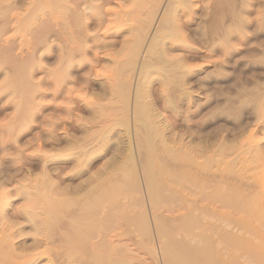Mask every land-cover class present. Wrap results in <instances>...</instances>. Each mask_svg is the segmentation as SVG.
Returning a JSON list of instances; mask_svg holds the SVG:
<instances>
[{
	"label": "rangeland",
	"instance_id": "rangeland-1",
	"mask_svg": "<svg viewBox=\"0 0 264 264\" xmlns=\"http://www.w3.org/2000/svg\"><path fill=\"white\" fill-rule=\"evenodd\" d=\"M172 1H175L173 3L174 6L171 4V0H0V183L2 182L0 184V190L3 188L0 194L3 193V191L6 194L5 195L3 193L4 195L1 194L0 196L2 198V200H0V211L2 210L1 213L3 214L6 213L5 216L8 218V220L12 218L11 220L15 221L17 218V222L15 221L16 224H14L11 220L8 221L11 223L10 225H14L13 227H9L8 230L12 229L14 231H18L17 229L20 227V224H22L21 227H23V230L26 231V235L24 234V231L23 233L18 232L16 234L17 236L15 240L26 238L27 242L30 243L31 246V242L35 236L33 231H31L32 228L30 225L32 224V221L26 219L23 214H21L22 212L20 213L18 210L21 211V208H23L21 206L25 205V191H27V189L31 190L32 187H37L39 185H37V182L40 181V177V184H43L42 181L44 178H46V174L47 178L50 179L52 177L50 180L47 179L48 182L56 183L48 184L56 186L58 185L57 190H59V187L60 189H66V187L71 186L74 187V185H79L80 183L87 181L91 175H97L95 174L99 173L97 170L102 169L103 171V169H105V163H110L114 155L117 154V147L121 145L119 144L121 143L119 141L122 140L123 142V139H127V136L125 137L126 133L124 132V128L121 125H116L115 128L117 129L112 128L117 132L112 130V134L111 132L109 134L107 132V135H105V132L108 131V124L110 123L109 125L111 128L113 126L112 123H114L113 118L116 116L118 118L120 115L118 112L120 109L119 104H116L118 106L115 105V100H117L119 97L118 95L115 97L116 95H114V92L112 94L111 88L113 85L111 84V86L109 84L116 79H124V81H126L125 84L128 81L126 86L127 88L129 87L128 91L130 93L131 100V102H129L131 107L129 115H131L134 104L133 99L137 89L136 85L139 77L140 64L144 60L145 56L149 55L147 54L148 45L154 36V33L157 32L158 29H160L159 35L161 39L155 48L158 47L164 49L165 56L170 60L168 61L169 66H171V62L173 63L174 60H177L179 63L182 62L184 64L183 67L188 69V73H185L184 75V73L181 72L183 67L178 66L179 71H177L179 73H174L177 76L174 77L175 75H173V79L176 80L173 81V86L172 83L170 85L172 86V90L170 92L173 93V101L169 103L166 101V95L169 93L168 91L170 87L167 90L166 87L168 86H166L167 84L164 81L166 76L163 74L164 72L161 69L162 66L167 67V63L164 65L166 60H161V62L157 61L158 63L155 62V64H157L155 65L156 69H152L150 72H148L150 75L148 74L149 76L146 80L149 81L145 80L143 82L144 87L142 91H148V93L150 92L149 94L151 96L148 95L149 97L147 98H150L152 102H154L152 103L154 105H151L154 108V112H157V120H160L155 123V125H157L154 128L156 130L157 126L159 127L162 125L161 127L163 129L164 135L167 138V144L169 143L168 145H164L162 138L160 137L161 135L156 134V158L158 159L156 167L158 171H163L161 174L163 177L167 178V182L169 180L171 181L169 183H173L174 185L176 184V186L181 190V193L178 192L177 194L180 195L173 197V199L175 198L174 201L173 199L169 200L166 199L169 188H164L162 193L164 196H161V200L163 202L160 200V205L156 206L157 204H153L151 200L147 199L149 195L148 192H146L147 190L145 186H143V169H140L138 166V170L140 169L139 171L137 170L139 175L137 179L139 178V183H136L137 186L140 184L138 187L140 189H135L134 187L136 185L130 186V188H133V191L132 188L130 190L129 188L124 187L128 190H121L123 191V195L120 191L117 194L119 196H115L116 199L120 197V201L123 203L120 202V205L118 199H111L113 202L111 205L114 204L112 206V210L110 209L111 202H104V205L108 206L106 209H104L108 210L109 208V212L112 213V217H109L108 221L106 220L107 223L104 222L105 224H108L106 226L103 224V227L105 228L101 226L102 224L96 226L95 234L92 233L93 235L91 234L90 236L91 239L88 238L89 240H85V247L88 248L85 249L83 254L80 253L82 256L79 255V259L77 256V263L82 264L84 261H86L84 260L87 257L86 253L95 248L98 239L100 240L105 237L107 242L110 244V247L113 245L111 247L112 250H115L114 254H112V250L110 252L112 254L110 255L112 256L113 262L117 260L118 263V260L122 259V262L120 261L122 264H166L167 261H165L166 256L163 250V239H169L168 237H170L169 240L172 242L174 240L175 243L180 242V244L182 243L183 247L189 242L185 245L186 248L187 245H191L189 240L194 242L196 238V236L193 238L194 235L192 233L190 237V232L188 234V230H186L187 221L185 220V216L187 215L190 206V202H188V200L190 201V198L187 199V196L190 194V192H187V190H190V183L192 184V182L189 181V173L193 176H195L193 173H196L198 178L203 176L199 179L206 177L207 179H205L209 183L208 185L215 183L213 180H219L220 176L218 177V174L214 175V173L216 174L218 170H212V165H209L211 166L209 167L210 170L208 169L209 171L205 169L207 170V172L205 171L207 174H202L204 172L202 169L204 166L202 167V164L204 160L208 158L205 157L207 153L209 154H207L209 157H212V155L214 156V153H218L216 150L220 144L219 142L223 141L220 139H224L226 135V137L229 139H233L234 137V140H237L235 139V136L237 135L238 140L240 139L244 141L242 143H245L241 145V141L237 140L240 142L238 143L241 145L240 146L235 145L237 141L234 144V140L230 141L227 139L231 143L230 144L228 141V143H226V140H224L225 144H228V147H231L233 144L237 148L238 146L241 148L243 146L242 151H247V154L250 151L249 154H251L253 147L255 148L257 146H249V150V147L246 145V143L249 142L247 140L249 137L247 136L245 140L239 137L242 135L246 137V135L250 133L249 131H252V129L255 128V130L258 131L256 134L259 135L258 139H263L261 140L263 143H260L261 141L256 138L260 144L255 143V145H258V147L262 144L264 145V0H244L246 3L243 0ZM171 5L174 7V9ZM152 10L154 14L150 20L149 17L150 13L151 15L153 13ZM164 16L172 18V20H170L171 22L169 23L171 28H174L172 29L171 34L169 31H164V26L160 25L166 22L164 19L167 18H164ZM177 24L178 26H176ZM232 24H235L236 26ZM139 25H142L143 29ZM139 28H141V31ZM162 32L165 33V36ZM138 34H142L141 37L143 38L145 37L141 46V51L139 53V58L137 61L138 63H136L134 67H129V69L127 68V71L125 69L124 74L123 69L118 70L116 64L120 65L126 60V58H128V53L130 52L128 51L129 47L137 39L136 36H138ZM127 43H130V46H128L129 44ZM125 44L128 46L127 48ZM148 57L150 58V56ZM118 58L122 60H118ZM176 62L174 63L176 64ZM255 96L257 98H255ZM248 98H250L249 101ZM242 99L245 101V104L243 103L244 101L241 102ZM240 102L244 105L243 108L242 106H239L238 110L237 106L241 105L239 104ZM257 102L259 105H257ZM245 108L248 109L246 110ZM101 109H108L112 113L105 110L103 112ZM98 110L102 111V116H100L101 111L99 113ZM242 110H244V112ZM106 112H108V114ZM116 113L119 115H115ZM239 113H242L243 115H240ZM107 115L109 116L110 120H108L109 118H107ZM257 115H260V118L257 117ZM104 116L107 120L106 123L104 122ZM92 118L94 119L92 120ZM90 120H92V122ZM240 120H243L242 122H246L247 120L245 127H249L248 134L245 127L244 131H246V133L242 131V126H244L245 122L242 125L241 122H239ZM130 121L131 135L133 137L132 142L133 146H136V130H134L135 127L133 126L135 124L132 123L133 121L131 118ZM238 122L240 124V126L238 125L239 128L242 127V130L240 129V133L243 132V134L241 135H238L239 128L236 126V123ZM105 127H107V129ZM256 127H260L259 129L261 130L259 131V129ZM101 129L105 130V136H102L103 133ZM93 133H97L94 134V138L92 137ZM234 133L237 134L234 136ZM100 134L102 137H105V140L104 138H101ZM215 135L219 136L215 137ZM87 136L89 137V141H86ZM211 138H216L218 141H213L214 146L216 144L218 145H216L217 147L212 146V148L214 147L213 149L208 146L212 142ZM72 140L76 141L74 142L75 144ZM201 140L203 142L206 140L209 142L206 144L207 142L203 143ZM246 140L248 142H245ZM70 141H72V143ZM117 141L119 143H117ZM160 142H162V144ZM199 142L202 143L204 147L207 145L209 148H206L205 150V148L201 147L202 144ZM197 143L201 145L199 148L197 147L199 145H197ZM189 144L191 146L197 145L196 147L198 148V151H200L199 149L202 148L205 150H202L205 154L201 153L202 151L197 153V150V152L191 150V148L196 149V147H188ZM81 146H86V150L84 151L85 148H80ZM164 146L173 149V156L177 153L179 157L176 155L175 157H172L168 154V152H164L167 150V148ZM240 147L235 152L238 153L240 149V154V152H242ZM262 147L264 148V146ZM262 147L260 146V148ZM182 148L183 152H181ZM79 149H83L84 152L88 153L91 149L93 157L91 160H88L89 158L87 159L88 164H85L87 163L85 161V163H81V165H79L80 161L77 160L79 159L77 158V155H80L77 152H81ZM211 149L214 151H210ZM224 149L226 150L225 147ZM218 151L221 153L223 152L221 150ZM187 152L193 153L191 154L194 156V158L196 157L195 162H199L200 160L204 159L201 162L202 164L200 162L199 165H197V163L191 164L190 162L193 160L189 162L190 159L186 161L188 159V154L186 155ZM220 152L218 153V156H221ZM245 152L242 153L243 155L245 154L244 156L247 155ZM91 153L90 156L92 155ZM180 153H185L184 155H186L187 158H184V155L182 154L180 156ZM231 153L230 151H225V155L227 157L224 155V158L229 160L237 154L232 153L234 156L231 155V157L229 156ZM249 154L248 156H251ZM260 154H264V151ZM86 155L83 156L85 157ZM261 156H259V158ZM79 157L81 158V155ZM261 158L260 161H264V155ZM76 160L79 161V163H77ZM244 160L245 159H243V161ZM250 160L252 159H247L245 163L247 162V164H249L254 161V159L251 162ZM263 163L261 164L263 166H261V173L264 174ZM212 164L215 166L213 168H217L218 163L214 161ZM219 164H222L221 166H223V164L226 165V163H223V161L222 163L219 162ZM82 165H87V170L85 169V172L83 173L81 172L84 170L83 168L86 167H82ZM101 165L102 167H100ZM234 165H237V167H241V165L245 166L242 160L239 161V163L236 161ZM219 166L220 165H218V167ZM244 166L242 167V171L245 172L246 170L252 169L254 167L253 165H250L252 166H249L250 168ZM115 167L113 169H118ZM79 170H81V172ZM211 170L214 172L212 173ZM43 171H46L44 177H42ZM111 171L112 170L109 172V170H107V172L110 174H108L109 177L111 175L114 176ZM120 171L121 170H118L116 171L117 173H115V176L117 174L115 177L116 180L117 177L122 174ZM251 171H253V169ZM171 174L173 176H171ZM199 174L201 176H198ZM238 175L239 174L236 176V174H234L233 177L235 178H231L232 175L231 177L227 176V179L224 178L227 181L233 179L228 183L225 180V183H227L226 185L229 186L230 184H233L235 179V183L237 182L243 185L241 187V185L237 184V186L242 188L241 190L243 192H249L251 187L249 185H245L246 178L244 176L240 177L241 175ZM215 176L218 179L215 180ZM120 177L118 178V181H120ZM107 179L105 178L101 182L105 184V180ZM115 179L111 181H116ZM237 179L239 182L236 181ZM33 184H36L37 186ZM247 186H249V188ZM41 187H43V185ZM45 187L46 186H44L43 189H45ZM53 187L49 186L50 189H53ZM210 187L208 188L207 186L206 189L208 188L209 190L211 189ZM46 188H48V186ZM226 188L228 187L226 186ZM243 188L245 189L243 190ZM50 189L48 190L51 191ZM66 190L57 191V193L63 192L62 194L66 193L68 195V193L65 192ZM168 192H170V190ZM2 195L5 196V198ZM146 195H148V197ZM114 200L115 202H118L115 203ZM1 201H4V204H1ZM200 201L198 199L197 204ZM73 209H69V211L64 213L67 216L64 215V218L62 217V220L60 219V222L54 228V239L50 242L51 244L49 243L50 245L54 243L50 247L52 248L51 251H49L50 248L48 251H45L47 248L46 243H44L45 246L43 244L41 246L39 245L38 247L34 246V248H37L38 250L34 249L33 247L27 249L28 252L26 251V255L28 253L29 254L25 256L24 251V257H18V259H22L19 261L28 259L27 257H29V255L30 263L27 262V264H49L50 259H63L62 251L64 248L62 246L67 248V246H70L72 243L70 238H67V233L69 230H71L69 228V220L67 219H69L71 214L74 213L75 210ZM105 210H103V212ZM114 210L115 212H113ZM206 211H211L213 215L215 213L209 209ZM16 212L18 214L20 213L21 216H17ZM103 212L100 213L99 216L101 214L103 216ZM142 215L144 217H142ZM207 215L208 214H204L203 217H206L207 221H210L211 219V223L213 221L212 219L216 218L212 214L208 215L209 217H207ZM102 216H100V218ZM138 216H140L139 218L145 219L147 222L146 227L150 228L143 230L140 228V226L138 227L140 223L137 220L139 219L135 218ZM6 217L4 221L7 220ZM206 218H204L205 223ZM135 219L137 223H133L135 222ZM216 220L218 221L219 219L216 218L215 221ZM210 222L207 223L210 225ZM132 224L137 225L138 229L136 226H132ZM16 225L18 227H16ZM159 225H161L160 227L162 230L165 229L166 232L164 231V234L167 233L165 236H162L164 235L162 234V231L159 232L158 228H156V226L159 227ZM209 225L207 226L209 227ZM223 226H225V224ZM227 226L225 227H229V229L232 228L231 225L228 227ZM135 227L139 231V234L138 231L134 229ZM210 227L213 226L210 225ZM210 227L209 232H212ZM220 227L221 225L218 228ZM226 230L228 229L224 228V231ZM214 236H216V233ZM65 239L69 241L68 244ZM89 247H91V249ZM43 248L45 249L43 250ZM53 253H55V255ZM32 257H35V259ZM31 258L33 259L32 261ZM60 260L54 261H57V263H62ZM247 260L248 259H245V257H242L240 258V261L237 260V263L236 261L233 263L262 264V262H264L262 259L256 258H254V260L257 262L254 260L249 262ZM15 262H12V264H15Z\"/></svg>",
	"mask_w": 264,
	"mask_h": 264
},
{
	"label": "bare ground",
	"instance_id": "bare-ground-1",
	"mask_svg": "<svg viewBox=\"0 0 264 264\" xmlns=\"http://www.w3.org/2000/svg\"><path fill=\"white\" fill-rule=\"evenodd\" d=\"M139 1V0H138ZM141 1V0H140ZM169 1V0H168ZM178 1V0H177ZM244 1V0H243ZM250 1V0H249ZM143 2V1H142ZM175 1H172L171 0V4H173ZM245 3H246V1H244ZM170 3V2H169ZM155 4V3H154ZM156 5V4H155ZM168 5V4H167ZM243 5H245V4H243ZM172 6V5H171ZM173 6H174V4H173ZM172 6V7H173ZM246 6V5H245ZM154 7V6H153ZM168 7H169V5H168ZM153 9V8H152ZM156 9V8H155ZM173 9H174V7H173ZM244 9V8H243ZM170 10V9H169ZM173 11V10H172ZM172 11H170V12H172ZM232 11V10H231ZM152 12H153V10H152ZM153 14H154V12L152 13V15H151V13H150V20H151V18L153 17ZM156 14V13H155ZM167 14H168V12H167ZM172 14V13H171ZM245 14V13H244ZM174 15V14H173ZM167 16V15H166ZM172 17V16H171ZM149 18H148V20H149ZM164 18H167V19H164V21H166L164 24H160V25H163L164 26V31L166 30L167 32L169 31V33L171 34V32H172V29H174V28H171V25L169 24L171 21L170 20H172V18H170V17H165L164 16ZM224 18V17H223ZM175 19V18H174ZM161 20H162V18H161ZM243 21V20H242ZM264 21V20H263ZM163 22V21H162ZM175 22V21H174ZM177 23V22H176ZM143 24V23H142ZM236 24V23H235ZM235 24H232V25H235ZM173 25V24H172ZM141 28H142V25H139ZM159 26V25H158ZM176 26H178V24L176 25ZM180 26V25H179ZM236 26V25H235ZM145 27V26H144ZM146 27H147V25H146ZM226 27V26H225ZM141 28H139V30L141 31ZM157 28V27H156ZM162 28V27H161ZM228 28V27H227ZM234 28V27H233ZM143 29V28H142ZM148 29V28H147ZM170 29H171V31H170ZM240 29V28H239ZM149 30V29H148ZM156 30V29H155ZM154 30V31H155ZM159 30L160 29H158L157 30V32H155L154 33V36L152 37V39H151V41H150V43H149V45H148V49H147V54H149L148 56H150V58L148 57V56H145V58H144V60L141 62V64H140V69H139V77H138V81H137V89H136V94H135V97H134V104H133V107H132V114L131 115H129V112L131 111V107H130V104H129V102H131V100H130V93H129V87L127 88V86H126V84L128 83V81H127V83L125 84V82L126 81H124V79H116L115 81L113 80V82H111L109 85H111L112 86V88H111V91H112V94H113V92L115 93L114 95H116L115 97H117V95H118V99L117 100H115V105L118 103L119 104V107H120V111L118 110V112L120 113V115L119 114H115V115H119V117L117 118V116L115 117V118H113V122L114 123H112V125L114 126H112L111 128H110V123L108 124V129H107V127H105L108 131H106L105 132V130L103 129H101L102 130V133H103V135L102 136H105V135H107V132H108V134L111 132V134H112V130L115 128V126L117 125H121V126H123V128H124V132L126 133V135H125V137L127 136V139H123V142H122V140L121 141H119V142H121V143H119L118 141H117V143H119V144H121L120 146H118V144H117V151H116V153L117 154H115L114 155V157L112 158V161H110V163L108 162H106L105 164V169H103V171H102V169H100V170H97V171H99V173H95V174H97V175H91L90 177H89V179L87 180V181H85V182H82V183H80L79 185H74V187L73 186H71V187H66V189H60V187H59V190H57L58 188V185L56 186V185H49L50 183H53V182H48V180H50L49 178H47V174L45 175V177L46 178H42L43 179V181H42V183L43 184H40V182H41V177L39 178V182H37V185L36 184H33V185H35V186H37V187H32V189L31 188H29V189H31V190H28L27 189V191H25L26 192V197H25V205L24 206H21V207H23V208H21V211L20 210H18L21 214H23V216L26 218V219H28L29 221H32V224L30 225L31 226V228H32V230L31 231H33V233H34V235L36 236H34L33 235V233H32V235L34 236L33 237V240H32V242H31V246H30V243H28L27 242V239L26 238H24V239H20V240H15V238H16V234L19 232H21V233H23V227H21V225L22 224H20V227L17 229L18 231H14V230H8V228L9 227H13L12 225H10L11 223H9L8 221H10L12 218H10L9 220H8V218L5 216V214H3V213H1L2 212V210L0 211V213L2 214H0L1 216H0V264H8V262H9V264L11 263L12 264V262H15V264H27V262H29L30 263V255H29V257H27L28 259H24L23 261H19L21 258H19L18 259V257H24V251H25V256H27L26 255V251H27V249H29V248H31V247H33L34 248V246H41L42 244L44 245V243H46L47 244V248L45 249V248H43V250L45 249V251L47 250L48 251V249L54 244H52V245H50L51 243V241L54 239V228L56 227V225L60 222L59 220L64 216V215H66V214H64V213H66L67 211H69V209H73V208H75V209H73V210H75L74 211V213L73 214H71V216H70V218L69 219H67V220H69L68 222H69V225H70V229L71 230H69L68 231V233H69V235H68V233H67V231H66V233H67V238L69 239L70 238V241H72V243H71V245L70 246H67V248L66 247H64V246H62L63 248H64V250L62 251V257H63V259H54V260H60V261H62V263H57V261L55 262L54 260H52V259H50L49 261V264H80V263H77V256H78V259H79V257L80 256H82V255H80V253L81 254H83L84 252H85V249L86 248H88V247H85V240H89V239H91V234L93 233V234H95V231H96V226H99L100 224H102L101 226L103 227V224H104V226H106V225H108V224H105L104 222H106L107 223V221L109 220V217H112V213L111 212H109L110 210H109V208H108V210H105L108 206L106 205H104V202H111L110 203V206H111V210H112V206L114 205H111L113 202H112V200L111 199H113V198H115V196L121 191V190H125L126 191V189L127 188H129L130 190H131V188H130V186H132V185H136L137 186V183H139V178L137 179V177L139 176L138 175V171L140 170V169H143V171H142V173L144 174L143 176V182H144V185L143 186H145V188H146V192H148V195H149V197H148V195H146L148 198L147 199H149V200H151L152 201V203L153 204H157L156 206H158V205H160L159 203L162 201L161 199V196L163 195L162 193H163V189L164 188H169V190H170V192H168L167 191V193H168V198L166 197V199H173V197H176L177 195H180V194H177L178 192H180L181 190L176 186V184L174 185L173 183V185L171 184V183H169V182H171V181H169L168 180V182H167V178H165V177H163V175L161 174L162 172H160V171H158V169H157V162H158V159L156 158V156H157V147H156V143L157 142H155V140H156V138H155V136H156V134L157 135H161L160 137L162 138V142L164 143V145H168L167 144V138L165 137V135H164V132H163V129H162V125H160L159 127L157 126V129L155 130V126L157 125H155V123H157V121L159 120H157V112L155 113L154 112V108H153V106L152 105H154V104H152V103H154V102H152V100L150 99V98H147V97H149L148 95H150L149 93H148V91L147 92H143L142 90H143V87H144V85H143V82L146 80V79H148V76L150 75L148 72H150L152 69L154 70V69H156V66L155 65H157V64H155V62L156 63H158L157 61H160L161 62V60H166L163 64L164 65H166V63H167V67L166 66H162V71L164 72L163 74H165V76H166V79H164V81H165V83L167 84L166 86H168V87H166L167 88V90H168V88L170 87V89H169V93L166 95V101L167 102H169V103H171L172 101H173V93L172 92H170L171 90H172V86H173V81H175L174 79H173V75H175V74H177V72L179 71V67L178 66H180V67H183L184 66V64L182 63V62H180L181 64H183V65H181L177 60V62H178V64H177V62L174 60L173 61V63L174 62H176V64L174 63H170V65L171 66H169L168 65V61H170L169 59H167V57L165 56V52H164V49H162V48H155L156 47V45L159 43V41H160V39H161V37H160V35H159ZM232 31V30H231ZM230 31V32H231ZM138 32V31H137ZM167 32H166V34H167ZM143 33V32H142ZM163 33V32H162ZM162 33H161V35H162ZM164 34V36H165V33H163ZM168 35V34H167ZM229 35V34H228ZM136 36V35H135ZM140 36V37H139ZM142 36V34L141 35H139L138 34V36H136V40L131 44V46H130V43H127V44H129L128 46H130L129 47V50L128 51H130L128 54H129V56H128V58H126V60L124 61V62H122L120 65H118V64H116V66L118 67V70H122L123 69V72H124V70L126 69V71H127V68L129 69V67H134V65L136 64V63H138L137 61H138V58H139V53H140V51H141V46H142V44H143V42H144V38L143 37H141ZM163 36V37H164ZM226 37V36H225ZM227 40V39H226ZM125 46H126V44H125ZM128 46H126V48L128 47ZM161 46V45H160ZM124 50V49H123ZM127 50V49H126ZM167 52V51H166ZM264 53V52H263ZM67 57V56H66ZM69 57V56H68ZM147 57V58H146ZM179 58V57H178ZM182 58V57H181ZM180 59V58H179ZM65 60V59H64ZM118 60H122V59H119L118 58ZM183 60H184V58H183ZM229 60V59H228ZM179 61H181V60H179ZM115 62V61H114ZM187 64V63H186ZM161 65V64H160ZM158 66H159V64H158ZM188 67V66H187ZM184 68V67H183ZM181 69V72H183L184 73V75H185V73L187 74L188 73V69L187 68H184V69ZM131 69V68H130ZM178 70V71H177ZM190 70V69H189ZM131 71V70H130ZM187 71V72H186ZM121 72V71H120ZM136 72V71H135ZM138 72V71H137ZM180 72V73H181ZM127 73V72H126ZM175 73V74H174ZM179 73V72H178ZM124 74H125V72H124ZM149 74V75H148ZM119 75V74H118ZM179 75V74H178ZM111 76H114V75H111ZM126 76V75H125ZM177 75H175L174 77H176ZM111 78V77H110ZM109 78V79H110ZM115 78V77H114ZM113 78V79H114ZM179 78V77H178ZM132 79V78H131ZM146 81H149V80H146ZM246 82V81H245ZM260 82V81H259ZM259 82H257V83H259ZM262 82H263V80H262ZM103 83V82H102ZM107 83V82H106ZM171 83H172V86H170L171 85ZM179 83V82H178ZM136 84V83H135ZM184 84V83H183ZM188 84V83H187ZM245 85V84H244ZM250 85V84H249ZM107 86V85H106ZM110 86V87H111ZM129 86H130V81H129ZM110 87H109V89H110ZM242 87V86H241ZM182 88V87H181ZM264 88V87H263ZM174 89V88H173ZM187 89V88H186ZM242 89V88H241ZM245 89V88H244ZM257 89V88H256ZM179 90V89H178ZM189 90H190V88H189ZM189 90H187V91H189ZM101 92V91H100ZM109 92V91H108ZM260 92V91H259ZM261 92H263V91H261ZM254 93V92H253ZM257 93V92H256ZM255 93V94H256ZM99 94V93H98ZM235 94V93H234ZM250 94V93H249ZM249 94H247V95H249ZM110 95H111V92H110ZM153 95V94H152ZM179 95V94H178ZM182 95V94H181ZM190 95V94H189ZM151 96V95H150ZM236 96V95H235ZM241 96V95H240ZM246 96V95H245ZM257 96V95H256ZM255 96V98H257ZM179 97V96H178ZM251 97V96H250ZM107 98H108V96H107ZM147 98V99H146ZM227 98V97H226ZM241 98V97H240ZM239 98V99H240ZM116 99V98H115ZM249 99L250 98H248V101H249ZM259 99V98H258ZM112 100H114V99H112ZM151 100V101H150ZM255 100V99H254ZM232 101H234V100H232ZM241 101V100H240ZM244 100L242 99V101L241 102H243ZM260 101V100H259ZM258 101V102H259ZM110 102H114V101H110ZM132 102V103H133ZM156 102V101H155ZM235 102V101H234ZM241 102L239 103V104H241ZM256 102V101H255ZM257 102V103H258ZM178 103V102H177ZM227 103V102H226ZM232 103V102H231ZM244 104H245V101L243 102ZM257 103H255V104H257ZM152 104V105H151ZM180 104V103H179ZM225 104V103H224ZM244 104H241V105H238L237 106V108L239 107V106H242V108H243V105ZM112 105V104H111ZM173 105V104H172ZM257 105H259V103L257 104ZM23 106V105H22ZM113 106V105H112ZM116 106H118V105H116ZM245 106H248V105H245ZM244 106V107H245ZM261 106H262V104H261ZM235 107V106H234ZM256 107V106H255ZM102 108V107H101ZM219 108V107H218ZM232 108V107H231ZM241 108V109H242ZM259 108V107H258ZM261 108H263V107H261ZM99 109V108H98ZM233 109V108H232ZM246 110L248 109V108H245ZM244 109V110H245ZM101 110H103V112H104V110L105 109H101ZM101 110H98L99 111V113H100V111ZM238 110H239V108H238ZM244 110H242L243 112H244ZM256 110V109H255ZM259 110V109H258ZM263 110V109H262ZM105 111H110V110H105ZM156 111H157V109H156ZM224 111V110H223ZM242 111H240V112H242ZM111 112V111H110ZM234 112V111H233ZM239 112V111H238ZM242 112V113H243ZM246 112V111H245ZM251 112H253V111H251ZM262 112V111H261ZM107 114H108V112H106ZM112 113V112H111ZM214 113V112H213ZM232 113V112H231ZM242 113H239L240 115H243ZM255 113H256V111H255ZM110 114V113H109ZM159 114V113H158ZM251 114V113H250ZM257 114V113H256ZM259 114V113H258ZM103 114H102V111H101V115L100 116H102ZM106 115V114H105ZM110 115H112V114H110ZM212 115V114H211ZM210 115V116H211ZM237 115V114H236ZM239 115V116H240ZM260 115H261V113H260ZM260 115H257V117H259L260 118ZM108 116V115H107ZM220 116H222V115H220ZM232 116V115H231ZM91 117H93V116H91ZM105 117V116H104ZM102 118V117H101ZM107 118H109V116L107 117ZM130 118L132 119V123L133 124H135V125H133L134 127H135V129L134 130H136L135 132H136V139H135V141H136V146H133V142H132V135H131V121H130ZM238 118V117H237ZM251 118V117H250ZM94 118H92V120H93ZM105 119V123H106V117L104 118ZM115 119V120H114ZM241 119V118H240ZM92 120H90L91 122H92ZM108 120H110V118L108 119ZM217 120V119H216ZM238 120V119H237ZM160 121V120H159ZM243 121V120H242ZM241 120L239 121V122H241V124L243 125V123L245 122H242ZM249 121V120H248ZM254 121V120H253ZM239 122L238 123H236V126H240V124H239ZM255 122V121H254ZM161 123V122H160ZM163 123V122H162ZM246 123H247V120H246V122H245V124H244V126H242L243 127V130L241 129V128H239V126L237 127V128H239L238 130H239V133H238V135L240 134H243V132L244 133H246V131H244L245 129H244V127H245V125H246ZM250 123V122H249ZM256 123V122H255ZM159 124V123H158ZM251 124V123H250ZM105 125V124H104ZM105 126H107V125H105ZM252 126V125H251ZM250 126V127H251ZM133 127V128H134ZM255 127V126H254ZM262 127V126H261ZM110 128V129H109ZM113 128V129H112ZM119 128V127H118ZM122 128V127H121ZM122 128V129H123ZM165 128V127H164ZM224 128V127H223ZM236 128V127H235ZM236 128V129H237ZM246 128V127H245ZM248 128L249 127H247L246 128V130H247V134H248ZM256 128H258V127H256ZM260 128V127H259ZM258 128V129H259ZM115 129H117V128H115ZM120 129V128H119ZM119 129H118V132H119ZM216 129V128H215ZM240 129L243 131L242 133H240ZM257 129V130H258ZM264 129V128H263ZM263 129H262V131H263ZM87 130V129H86ZM89 130V129H88ZM121 130V129H120ZM133 130V129H132ZM217 130V129H216ZM261 129H259V131H260ZM90 131V130H89ZM113 131H115V130H113ZM235 131V130H234ZM261 131V132H262ZM98 132V131H97ZM106 134H105V133ZM115 132H117V131H115ZM121 132V131H120ZM123 132V131H122ZM210 132V131H209ZM232 132V131H231ZM238 132V131H237ZM250 133L248 134V135H246V137L245 136H241V137H239V138H243L244 140L247 138V136L249 137L247 140L250 142H248L247 140L245 141V142H248V143H246V145L249 147H252V146H257V147H253V151L251 152V154H249L250 153V151L248 152V154L249 155H251V156H248V154H247V151L245 152V150L244 151H242L243 149V146H242V148L240 147L241 145H243V144H245V143H242V142H244V141H242V140H238V137H237V133L235 134L234 133V136H235V139H237L238 141H241V145L240 144H238V143H240V142H238L237 140H234V137H233V139H229L228 137H226L225 136V138L224 139H220V140H223L222 142H219L218 144H219V146L221 147H219L217 144V146H218V148H217V152L219 153L220 151H218V150H221V151H223L220 155L221 156H218V153H214V156L212 155V157H209V156H207V154H206V156L205 157H208L207 159H202V160H200L199 162L201 163L203 160H204V162H203V164H202V169H203V173L202 174H205L206 172H207V170L209 169V167H211V166H209V165H212V170H214L215 171V169H216V174L214 173V175H217L218 177L220 176V178H219V180H217V181H214L213 180V182H215V183H213L212 185H208L209 183L207 182V178L206 177H204L203 179H199V178H202L203 176H201L200 174L198 175V176H201V177H197L196 175V173H193L195 176H193L192 174L190 175V173H189V177H190V179H189V181L190 182H192V184L190 183V190L188 191L187 190V192H190V194L187 196V199L188 198H190V201L188 200V202H190L189 204H190V206H189V211H188V213H187V215L186 214H184V215H186L185 217H186V221H187V229L186 230H188V234H189V232H190V237H191V233L194 235V237H193V235H192V237L193 238H195V236H196V238H195V240H194V242H198V243H194V242H192L191 240H189L190 241V243H191V245L189 244V246H188V248H187V246H186V248H185V245L186 244H188V243H186L185 245H184V247L182 246V243L180 244V242H178V243H175L174 242V240H173V242L171 241V240H169L170 239V237H168L169 239H167V238H165V237H163V238H165V239H163V250H164V253H165V256H166V260L165 261H167V263L166 264H234L233 262H235L236 261V263L238 262L237 260H239L240 261V258H244L245 257V259H248L247 261H249V262H251V260H254V258H256V259H262L263 261H264V174L263 173H261V171H262V163L264 162V161H260V158L261 157H263V155L264 154H260L261 152H263L264 150V148L262 147V146H264L263 144L262 145H260L262 148H260V146L258 147V145H255V143H257V144H260V143H263L261 140H263L262 138L260 139H258V136L259 135H256L257 134V132L258 131H256L255 130V128H253L252 129V131L250 130L249 131ZM83 133V132H82ZM114 133V132H113ZM86 134V133H85ZM90 134V133H89ZM94 134H97V133H93V135H92V137L94 136ZM105 134V135H104ZM110 134V135H111ZM115 134V133H114ZM118 134V133H117ZM223 134V133H222ZM191 135V134H190ZM225 135V134H224ZM232 135H233V133H232ZM263 135V134H262ZM90 136V135H89ZM100 136H101V134H100ZM101 136V138L103 139L104 138V140H105V137H102ZM124 136V135H123ZM170 136V135H169ZM217 135H215V137H216ZM219 136V135H218ZM217 136V137H218ZM255 136H257V137H255ZM91 137V136H90ZM91 137V138H92ZM183 137V136H182ZM187 137V136H186ZM191 137V136H190ZM222 137V136H221ZM220 137V138H221ZM237 137V138H236ZM14 138V137H13ZM89 137L87 136V139H86V141L88 140L89 141V139H88ZM94 138V137H93ZM106 138H107V136H106ZM160 138V139H161ZM230 138H231V136H230ZM256 138L259 140V141H261L260 143H259V141L258 140H256ZM85 139V138H84ZM101 139V140H102ZM219 139V138H218ZM227 139H229L230 141L231 140H234L233 142H234V144H235V142H236V144L235 145H240V146H238V148L240 147L241 148V151L242 152H240V154H239V151H240V149H239V151H238V153L237 152H235L238 148L234 145H231V147H228V144H225V142L226 143H228L229 142V140H227ZM77 140V139H76ZM171 140V139H170ZM205 140V139H204ZM208 140V139H207ZM207 140L206 141H202L203 143H206L207 142ZM210 140V139H209ZM211 140H212V142H211ZM211 140H210V142H211V144L210 145H208V146H210L211 148H212V146H214L213 145V141L215 140V142L217 141V139L216 138H211ZM224 140H226L225 142H224ZM68 141V140H67ZM73 141V140H72ZM72 141H70L71 143H72ZM78 141V140H77ZM81 141V140H80ZM85 141V142H86ZM90 141H92V140H90ZM228 141V142H227ZM74 142H76V141H73V143ZM162 142H160L161 144H162ZM176 142H177V140H176ZM209 142V141H208ZM208 142L206 143V144H208ZM215 142H214V144H215ZM218 142V141H217ZM70 143V144H71ZM87 143V142H86ZM85 143V144H86ZM178 143V142H177ZM180 143V142H179ZM190 143H191V141H190ZM195 143V142H194ZM200 143V142H199ZM199 143H197V145L199 144ZM223 143V144H222ZM230 143V142H229ZM75 144V143H74ZM78 144V143H77ZM82 144V143H81ZM184 144V143H183ZM192 144V143H191ZM200 144H202V143H200ZM196 145L198 148L201 146V145ZM205 144V145H206ZM231 144V143H230ZM249 144V145H248ZM254 144V145H253ZM72 145V144H71ZM90 145V144H89ZM188 145V144H187ZM215 145V146H216ZM69 146V145H68ZM80 146V145H79ZM78 146V147H79ZM193 146V145H192ZM190 144H189V146L188 147H192ZM196 146H193V147H196ZM207 145L204 147V145L202 144V148H205V150H206V148L208 149L209 147H208ZM214 146V147H215ZM216 146V147H217ZM245 146V145H244ZM246 146V147H247ZM88 147V146H87ZM96 147V146H95ZM165 147V146H164ZM169 147V146H168ZM172 147V146H171ZM196 147V149L194 148V149H192L191 148V150H193V151H198V148ZM213 147V148H214ZM224 147L226 148V150L224 149ZM234 147H236V148H234ZM250 147H249V150H250ZM18 148V147H17ZM80 148H85L84 149V151L86 150V146H81ZM90 148V147H89ZM88 148V149H89ZM163 148V147H162ZM165 148H167V147H165ZM164 148V149H165ZM180 148H181V146H180ZM184 148V147H183ZM183 148H182V151L181 152H183ZM202 148H200L199 150L200 151H196L197 153H200L203 149ZM212 148V149H213ZM220 148V149H219ZM245 148V147H244ZM83 149L82 150H80L81 152H77V153H79L80 155H81V158L79 157L80 155H77L78 157L77 158H79V159H77V160H79L80 161V164L79 165H81V163L83 164V163H85V161L87 162V163H85V164H88V160H91V158L93 157V154L91 153V149H90V151H89V153L88 152H84L83 151ZM187 149V148H186ZM210 150V151H214V150ZM248 149V148H247ZM246 149V150H247ZM255 149V150H254ZM77 150V149H76ZM205 150H203V151H205ZM232 150H234V151H232ZM43 151V150H42ZM41 151V152H42ZM96 151V150H95ZM115 151V150H114ZM185 151V150H184ZM192 151V152H193ZM203 151L201 152V153H203ZM225 151H230V153L232 152H235V153H237L235 156L234 155H232V153L231 154H229V156H234L233 158H231V159H225L224 158V155H225ZM255 151V152H254ZM75 152V151H74ZM164 152H168V154L169 155H171L172 157H175V155L176 156H178L177 155V153L173 156V149H171V148H167V150L166 151H164ZM177 152V151H176ZM180 152V151H179ZM178 152V153H179ZM186 152V151H185ZM188 152H189V150H188ZM186 153V155L188 154V159L186 160V161H188L189 159V162L190 161H192V162H195L196 161V157L194 158V156L191 154V153ZM246 153L247 155L246 156H244L242 153ZM253 152H254V154H253ZM89 155H88V154ZM90 153L92 154L91 156H90ZM112 153V152H111ZM197 153H195V154H197ZM227 153V152H226ZM235 153H233V154H235ZM75 154V153H74ZM87 154V155H86ZM114 154V153H113ZM164 154V153H163ZM181 154L182 153H180V156H181ZM185 153H183L182 155H184ZM189 154H191V155H189ZM203 154H205V153H203ZM50 155V154H49ZM56 155V154H55ZM59 155H61V154H59ZM73 155V154H72ZM83 155H86L85 157L83 156ZM169 155H168V157H169ZM186 155H184V158H187L186 157ZM209 155V154H208ZM253 155V156H252ZM256 155V156H255ZM262 155V156H261ZM48 156V155H47ZM66 156V155H65ZM68 156V155H67ZM83 156V157H82ZM111 156V155H110ZM164 156V155H163ZM165 156H167V155H165ZM191 158H190V157ZM197 156V155H196ZM199 156V155H198ZM226 156V155H225ZM231 156V157H232ZM259 156H261L260 158H259ZM73 157H74V155H73ZM112 157V156H111ZM171 157V158H172ZM179 157V156H178ZM177 157V158H178ZM227 157V156H226ZM243 157V158H242ZM255 157H257V158H255ZM45 158V157H44ZM89 158V159H88ZM200 158V157H199ZM204 158V157H203ZM223 158H224V160H223ZM242 158V159H241ZM249 158H251L252 160L254 159V161H252V160H250V162L252 161L253 162V164H252V162L251 163H249L250 165H253L254 167L252 168L253 169V171H251L252 169H249V170H246V172L245 171H242V167L244 166H242L241 165V167L240 166H238L237 167V165H234L235 164V162L236 161H238V163H239V161H241L242 160V162H244V164H245V166L246 167H249L250 165L249 164H247V162L245 163V161H247V159L249 160ZM47 159V158H46ZM88 159V160H87ZM109 159V158H108ZM107 159V160H108ZM197 159H198V157H197ZM243 159H245L244 161H243ZM262 159V158H261ZM264 159V158H263ZM76 160V162L77 163H79V161H77ZM256 160V161H255ZM14 161V160H13ZM185 161V160H184ZM214 161L216 162V163H218V165H220L219 167H218V165L217 164H215V165H217V168H213V167H215V166H213V164L212 163H214ZM222 161H223V163H226V165L225 164H223V166H221L222 164H219V162L220 163H222ZM261 163H259V162ZM39 162V161H38ZM192 162H190L191 164H196L197 163V165H199L200 163L199 162H195V163H192ZM254 162H255V164H254ZM90 163V162H89ZM104 163V162H103ZM138 164V165H137ZM264 164V163H263ZM39 165V164H38ZM239 165V164H238ZM43 166V165H42ZM85 167L87 166V165H84ZM83 165H82V167H84ZM116 166V167H115ZM139 166V170H138V167ZM194 166V165H193ZM226 166V167H225ZM244 166V167H245ZM262 166V167H261ZM81 167V168H82ZM89 167H90V165H89ZM100 167H102V165L100 166ZM118 168V169H113V168ZM250 167H252V166H250ZM249 167V168H250ZM103 168H104V166H103ZM111 168V169H110ZM17 169V168H16ZM84 170L81 172V170H79L81 173H83V172H85V169L87 170V167L86 168H83ZM161 169V168H160ZM205 169H207V170H205ZM45 170V169H44ZM52 170V169H51ZM107 170H109V172H110V170H112L111 172L113 173V175L114 176H110L111 177V179H110V177H109V173L107 172ZM115 170V171H114ZM118 170H121L120 171V173L122 172V174L120 175V173H119V175L120 176H122V177H120L121 179H120V181H118V178L119 177H117V180L115 179V177L117 176V174H116V176H115V173H117L116 171H118ZM138 170V171H137ZM210 170V169H209ZM208 170V171H209ZM211 170V171H212ZM102 171V172H101ZM164 171H165V169H164ZM206 171V172H205ZM211 171H210V173H211ZM214 171H212V173L214 172ZM46 172V171H45ZM45 172L43 171L42 173H43V176L42 177H44V174H45ZM87 172V171H86ZM91 172V171H90ZM89 172V173H90ZM48 173V172H47ZM94 173V172H93ZM111 173V174H112ZM209 173V172H208ZM80 174V173H79ZM92 174V173H91ZM109 174V175H108ZM165 174V173H164ZM166 174H168V173H166ZM207 174V173H206ZM234 174H236V176H237V174H239V175H241L240 177H242V176H244L243 178L245 179V181H246V183H245V185H249L250 187H251V189L249 190V192H243L241 189L242 188H240L239 186H237V184L238 185H241L240 183H235V179H234V182H233V184H230L229 186L228 185H226L228 182H230V181H232V180H230V181H227L226 179V177L227 176H230L231 177V175H232V177L231 178H235V177H233L234 176ZM49 175V174H48ZM58 175V174H57ZM86 175V174H85ZM108 175V176H107ZM213 175V174H212ZM213 175V176H214ZM238 175V176H239ZM60 176V175H59ZM87 176V175H86ZM170 176V175H169ZM171 176H173L172 174H171ZM50 177V176H49ZM94 177V178H93ZM107 177H108V179H107ZM216 177V176H215ZM214 177V178H215ZM229 177V178H230ZM65 178V177H64ZM107 179L108 181H110V182H108L107 180H105V184H103V182H101L102 180H104V179ZM113 178V179H112ZM172 178V177H171ZM206 178V179H205ZM213 178V179H214ZM224 178H226V179H224ZM229 178H228V180H229ZM239 178V177H238ZM242 178V179H243ZM48 179V180H47ZM116 180V181H111V180ZM216 179H218L217 177L215 178V180ZM138 180V181H137ZM224 181V183H225V180H226V182L227 183H223V181ZM240 180H241V178H240ZM64 181V180H63ZM209 181V180H208ZM236 181H238V179L236 180ZM244 181V180H243ZM244 181V182H245ZM137 182V183H136ZM142 182V181H141ZM239 182V181H238ZM2 183V182H1ZM0 183V184H1ZM49 183V184H48ZM56 183V182H55ZM55 183H53V184H55ZM223 183V184H222ZM188 184V183H187ZM186 184V185H187ZM43 185V187L44 186H48V188H46L45 187V189H43V187H41ZM60 185V184H59ZM101 185V186H100ZM193 185V186H192ZM223 185H225V186H223ZM4 186V185H3ZM49 186H51V187H53V189L51 188H49ZM129 186V187H128ZM136 186L134 187L135 189H140V188H138L139 186H140V184H139V186H137V188H136ZM196 186H197V188H199V189H197L196 188ZM199 186V187H198ZM208 186V188L210 187L211 189H209L208 190V188L206 189V187ZM226 186L228 187V188H226ZM243 185H241V187H242ZM249 186H247L248 188H249ZM56 187V188H55ZM63 187V186H62ZM61 187V188H62ZM73 187V188H72ZM124 187H127V188H124ZM224 187H225V189H224ZM55 188V189H54ZM69 188H71V189H69ZM144 188V189H145ZM3 189V188H2ZM1 189V190H2ZM47 189V190H46ZM48 189H50L51 191H49ZM134 189V190H135ZM245 188H243V190H244ZM0 190V192H2ZM55 190V191H54ZM64 190H66L65 192H67L68 193V195L66 194V193H64V194H66V195H64V194H62V193H57V191H64ZM128 190V189H127ZM6 191V190H5ZM22 191V190H21ZM132 191H133V188H132ZM128 192V191H127ZM166 192V191H165ZM3 193L5 194V192L3 191ZM3 193H1V194H3ZM9 193V192H8ZM123 193V191H121V194ZM135 193V192H134ZM166 193V194H167ZM181 193V192H180ZM1 194H0V196H1ZM3 194V195H4ZM22 194V193H21ZM23 194H25V193H23ZM120 194V195H121ZM147 194V193H146ZM165 194V195H166ZM186 194V193H185ZM2 195V196H3ZM6 195V194H5ZM123 195V194H122ZM137 195V194H136ZM139 195H140V193H139ZM183 195V194H182ZM119 195H117L116 197H118ZM164 196V195H163ZM4 198H5V196H3ZM182 197V196H181ZM180 197V198H181ZM201 197V198H200ZM136 198V197H135ZM144 198V197H143ZM142 198V199H143ZM177 198H179V197H177ZM116 199V198H115ZM118 200H119V204H120V200H121V198L119 197V198H117ZM116 199V200H117ZM165 199V198H164ZM163 199V200H164ZM175 199V198H174ZM174 199H173V201H174ZM185 199V198H184ZM198 199H199V203H200V205H199V203L197 204V202H198ZM0 200H2V198L0 197ZM127 200V199H126ZM144 200H145V198H144ZM161 200V201H160ZM169 200H167V201H169ZM178 200V199H177ZM205 200V201H204ZM129 201V200H128ZM136 201L138 202V200L136 199ZM140 201V200H139ZM143 201V200H142ZM166 201V202H167ZM203 201V202H202ZM4 201H1V204L3 203ZM114 202H115V200H114ZM118 201H116L115 203H117ZM163 202V201H162ZM172 202V201H171ZM202 202V203H201ZM121 203H123V202H121ZM131 203V202H130ZM129 203V204H130ZM141 203V202H140ZM151 203V204H152ZM4 204V203H3ZM23 204H24V201H23ZM106 204V203H105ZM144 204V203H143ZM150 204V203H149ZM188 204V205H189ZM121 205V204H120ZM2 206V205H1ZM103 206H105V207H103ZM155 206V207H156ZM3 207V206H2ZM1 207V208H2ZM103 207V208H102ZM151 207V206H150ZM154 207V206H153ZM188 207V206H187ZM200 207V208H199ZM105 208V209H104ZM20 209V208H19ZM207 209H209V210H212V211H214L215 213H214V215H213V213L211 212V211H206ZM103 210H105L104 212H103ZM104 213V215L102 216V214L100 215V216H102L101 218H100V216H99V214L100 213H102V212ZM113 212H115V210L113 211ZM18 214L17 212H16V215L17 216H21V214ZM110 213H111V215H110ZM14 214H15V212H14ZM114 214V213H113ZM204 214L206 215V214H208V215H210V214H212L214 217H216L217 219H219L218 221L216 220L215 221V219H212L213 221H212V223L210 222L211 221V219H210V221L208 220L207 221V218L206 217H203L204 216ZM110 215V216H109ZM207 215V217H209ZM216 215V216H215ZM67 216V215H66ZM5 217L7 218V220L6 221H4V219H5ZM140 216H138V217H135V218H137V219H139V220H137L140 224L138 225V227L140 226V228L141 229H148V228H150V227H146V225H147V222L145 221V219H143V218H139ZM142 217H144L143 215H142ZM64 218V217H63ZM154 218V217H153ZM204 218H206V223H205V220H204ZM213 218V217H212ZM14 219V218H13ZM141 219V220H140ZM22 220V219H21ZM62 220V219H61ZM107 220V221H106ZM113 220V219H112ZM132 220V219H131ZM130 220V221H131ZM204 220V221H203ZM258 220V221H257ZM12 221V220H11ZM16 222H17V218H16V220H15ZM15 221H12L14 224H16V222ZM26 221V220H25ZM137 221H136V219H135V222H133V223H137ZM210 222L211 224V226H213V227H210V225L208 224V223ZM220 222H221V224H220ZM110 223V222H109ZM131 224V223H130ZM205 224H207V225H209V227H210V229L212 230V232H209V227L207 226V225H205ZM225 224V226H227L228 224V226H232V228L231 229H229V227L228 228H226L225 226H223V225ZM227 224V225H226ZM110 225V224H109ZM134 224H132V226H133ZM149 225V224H148ZM164 225V224H163ZM207 226V227H205V226ZM221 225V227L220 228H218L219 226ZM66 226V225H65ZM111 226V225H110ZM134 226H136L137 227V225H134ZM161 225H159V227H157L156 226V228H158V230H159V232H161L162 231V234H164V231H165V229H163L162 230V228L160 227ZM222 226H223V229H222ZM16 227H18L17 225H16ZM136 227L134 228V229H136ZM138 227H137V229H138ZM185 227V226H184ZM103 228H105V227H103ZM108 228V227H107ZM154 228H155V226H154ZM197 228H199V229H197ZM224 228L225 229H228V230H226V231H224ZM13 229H15V228H13ZM95 229V230H94ZM102 229V228H101ZM136 229V230H137ZM141 229H139V230H141ZM197 229V230H196ZM30 230V229H29ZM65 230V229H64ZM210 230V231H211ZM31 231H30V233H31ZM57 231V230H56ZM102 231H104V230H102ZM138 231V230H137ZM157 231V230H156ZM166 232V231H165ZM61 233H62V231H61ZM70 233H71V235H70ZM144 233H145V231H144ZM157 233H158V231H157ZM215 233H216V236H214L215 235ZM24 234L26 235V231H24ZM40 236H42V237H40ZM92 234V235H93ZM138 234H139V231H138ZM150 234V233H149ZM165 234H167V233H165ZM165 234L164 235H162V236H165ZM22 235V234H21ZM110 235V234H109ZM18 236H20V235H18ZM24 236V235H23ZM38 236V237H37ZM95 236V235H94ZM140 236H141V234H140ZM25 237V236H24ZM63 237H65V236H63ZM18 238V237H17ZM89 238V239H88ZM138 238V237H137ZM174 238V237H173ZM64 239V238H63ZM172 239V238H171ZM199 239V240H198ZM183 240V239H182ZM65 241H67V239H65ZM82 241V242H81ZM26 242H27V244H28V246H27V244H26ZM57 242V241H56ZM50 243V244H49ZM69 243V241H67V244ZM175 243V244H174ZM194 243V244H193ZM56 244V243H55ZM115 244V243H114ZM180 244V245H179ZM48 245H49V247H48ZM60 245V244H59ZM58 245V246H59ZM95 245V244H94ZM45 246V245H44ZM43 246V247H44ZM61 246V245H60ZM113 246V245H112ZM111 246V247H112ZM117 247H119L118 245H116ZM181 248H180V247ZM110 247V244L107 242V240H106V238L104 237V238H102V239H98V241H97V243H96V246H95V248L93 249V250H90L88 253H86V258L84 259V260H86V261H84L82 264H114L115 262L117 263V260L115 261V262H113V259H112V254H114V251L112 250V248ZM32 248V249H33ZM90 249H91V247H89ZM109 248H111V249H109ZM125 248V247H124ZM123 248V249H124ZM34 249H37V248H34ZM51 249L52 248H50L49 249V251H51ZM56 249V248H55ZM62 249V248H61ZM109 249V250H108ZM119 249V248H118ZM38 250V249H37ZM36 250V251H37ZM41 250H42V248H41ZM89 250V249H88ZM111 250L113 251V253L111 254L110 252H111ZM160 250H161V247H160ZM28 252V251H27ZM30 252V251H29ZM42 252V251H41ZM44 252V251H43ZM117 252V251H116ZM134 252V251H133ZM156 252V251H155ZM161 252H163V251H161ZM45 253V252H44ZM47 253V252H46ZM118 253V252H117ZM127 253H128V251H127ZM32 254H34V253H32ZM36 254H38V253H36ZM43 254V253H42ZM48 254V253H47ZM50 254H51V252H50ZM54 255H55V253H53ZM52 254V255H53ZM56 254H58V253H56ZM111 254V255H110ZM162 254V253H161ZM245 254V255H244ZM49 255V254H48ZM80 255V256H79ZM244 255V256H243ZM85 256V255H84ZM83 256V257H84ZM164 256V255H163ZM241 256V257H240ZM45 257V256H44ZM61 257V258H62ZM119 257V256H118ZM117 257V258H118ZM134 257V256H133ZM16 258H17V260H16ZM32 258H34L35 259V257H32ZM31 258V261L33 260ZM36 258H37V256H36ZM57 258V257H56ZM82 258V257H81ZM125 258V257H124ZM135 258V257H134ZM76 259V260H75ZM10 260V261H9ZM22 260V259H21ZM122 260V259H121ZM121 260H118L119 262L117 263V264H122L121 262ZM124 260V259H123ZM131 260V259H130ZM135 260V259H134ZM244 260V259H243ZM121 261V262H120ZM159 261V260H158ZM245 261V260H244ZM243 261V262H244ZM246 261V262H247ZM254 261H256V260H254ZM227 262V263H226ZM253 262V261H252ZM257 262V261H256ZM258 262H260V261H258ZM115 263V264H116ZM126 263V262H125ZM264 262H262V264H263Z\"/></svg>",
	"mask_w": 264,
	"mask_h": 264
}]
</instances>
